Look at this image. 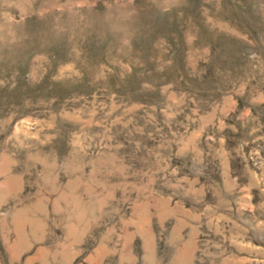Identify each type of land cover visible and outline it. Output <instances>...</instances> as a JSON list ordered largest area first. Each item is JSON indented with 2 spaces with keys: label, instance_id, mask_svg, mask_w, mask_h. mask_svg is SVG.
Listing matches in <instances>:
<instances>
[{
  "label": "rangeland",
  "instance_id": "rangeland-1",
  "mask_svg": "<svg viewBox=\"0 0 264 264\" xmlns=\"http://www.w3.org/2000/svg\"><path fill=\"white\" fill-rule=\"evenodd\" d=\"M0 264H264V0H0Z\"/></svg>",
  "mask_w": 264,
  "mask_h": 264
}]
</instances>
